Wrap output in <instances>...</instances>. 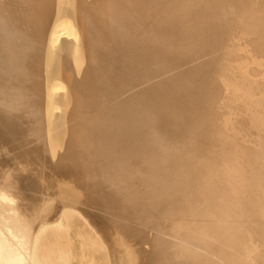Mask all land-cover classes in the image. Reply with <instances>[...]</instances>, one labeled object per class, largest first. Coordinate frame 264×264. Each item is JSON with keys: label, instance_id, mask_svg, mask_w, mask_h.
<instances>
[{"label": "bare ground", "instance_id": "obj_1", "mask_svg": "<svg viewBox=\"0 0 264 264\" xmlns=\"http://www.w3.org/2000/svg\"><path fill=\"white\" fill-rule=\"evenodd\" d=\"M0 264H264V0H0Z\"/></svg>", "mask_w": 264, "mask_h": 264}, {"label": "rangeland", "instance_id": "obj_2", "mask_svg": "<svg viewBox=\"0 0 264 264\" xmlns=\"http://www.w3.org/2000/svg\"><path fill=\"white\" fill-rule=\"evenodd\" d=\"M11 203H12V202H11ZM59 203H60V202H59ZM59 203H57V205H56V203H55V204H54V207L52 208L53 210L50 209V210H48V211H51V210L54 211L55 205H56V207L60 206ZM58 204H59V205H58ZM62 204H63V203H62ZM65 205H67V204H63V205H61V206H63L62 209H63V208L66 209ZM67 206H68V205H67ZM77 208H78V207H77ZM64 209H63V210H64ZM76 210H77V211H75L76 213H74L75 215H79V214H78L79 212H80V213H84V212H85V211L82 212L83 209L80 210V211H78V209H76ZM77 212H78V213H77ZM72 213H73V212H72Z\"/></svg>", "mask_w": 264, "mask_h": 264}]
</instances>
